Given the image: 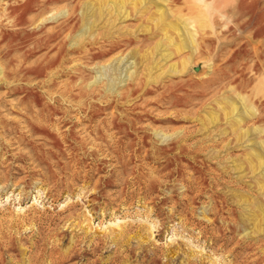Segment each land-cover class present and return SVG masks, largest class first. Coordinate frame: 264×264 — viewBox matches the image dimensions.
Instances as JSON below:
<instances>
[{
    "label": "rangeland",
    "instance_id": "374dc122",
    "mask_svg": "<svg viewBox=\"0 0 264 264\" xmlns=\"http://www.w3.org/2000/svg\"><path fill=\"white\" fill-rule=\"evenodd\" d=\"M195 1L0 0V264H264V0Z\"/></svg>",
    "mask_w": 264,
    "mask_h": 264
},
{
    "label": "bare ground",
    "instance_id": "6f19581e",
    "mask_svg": "<svg viewBox=\"0 0 264 264\" xmlns=\"http://www.w3.org/2000/svg\"><path fill=\"white\" fill-rule=\"evenodd\" d=\"M191 2H192V1H191ZM195 2L197 3V0H196ZM193 4H194V3H193ZM197 4H198V3H197ZM194 5H196V4H194ZM196 6H197V5H196ZM193 8H194V7H193ZM238 11H239V10H238ZM241 14H242V15H241V21H243V19H244V18H243V17H244L243 9L241 10ZM187 19H188V18H187ZM187 19H186V20H187ZM189 19H190V18H189ZM184 20H185V19H184ZM186 22H187V21H186ZM186 22H185V23H186ZM191 23H192V22H191ZM186 24H187V23H186ZM189 24H190V23H189ZM187 25H188V24H187ZM186 30H187V29H186ZM191 32H192V31H191ZM193 33H194V32H193ZM191 37H192V36H191ZM189 41H190V40H189ZM190 43H191V42H190ZM13 110H14V109H13ZM32 115H33V114H32ZM52 126H53V125H52ZM27 153H28V152H27ZM33 161H34V160H33Z\"/></svg>",
    "mask_w": 264,
    "mask_h": 264
}]
</instances>
